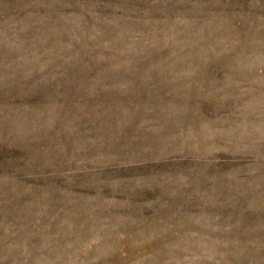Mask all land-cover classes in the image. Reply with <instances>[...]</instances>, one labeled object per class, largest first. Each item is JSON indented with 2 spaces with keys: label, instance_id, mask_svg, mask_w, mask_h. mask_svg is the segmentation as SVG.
<instances>
[{
  "label": "rangeland",
  "instance_id": "1",
  "mask_svg": "<svg viewBox=\"0 0 264 264\" xmlns=\"http://www.w3.org/2000/svg\"><path fill=\"white\" fill-rule=\"evenodd\" d=\"M0 264H264V0H0Z\"/></svg>",
  "mask_w": 264,
  "mask_h": 264
}]
</instances>
